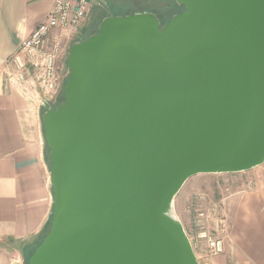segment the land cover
Masks as SVG:
<instances>
[{"label": "water", "instance_id": "1", "mask_svg": "<svg viewBox=\"0 0 264 264\" xmlns=\"http://www.w3.org/2000/svg\"><path fill=\"white\" fill-rule=\"evenodd\" d=\"M71 43L41 116L50 228L26 264H199L173 200L264 162V0H174Z\"/></svg>", "mask_w": 264, "mask_h": 264}, {"label": "crops", "instance_id": "2", "mask_svg": "<svg viewBox=\"0 0 264 264\" xmlns=\"http://www.w3.org/2000/svg\"><path fill=\"white\" fill-rule=\"evenodd\" d=\"M53 2L0 0V264H24L30 256L28 250L38 246L52 216L50 164L41 123L45 108L37 101L44 60L42 56L22 58L25 77H32L30 93L10 84L5 64L46 20ZM54 41L61 43L57 67L73 41L66 42L54 30L45 53ZM27 95L32 99H26ZM242 173L247 174L243 189L224 205L228 232L223 250L206 256L204 264H264V162Z\"/></svg>", "mask_w": 264, "mask_h": 264}, {"label": "rangeland", "instance_id": "3", "mask_svg": "<svg viewBox=\"0 0 264 264\" xmlns=\"http://www.w3.org/2000/svg\"><path fill=\"white\" fill-rule=\"evenodd\" d=\"M98 1L100 3H97ZM97 2L94 3L81 29L80 36L75 41L85 40L90 35L97 33V26L105 15H107L106 17H122L132 14V12L134 14L142 12V10L143 12L150 10L157 14L160 13L161 21H170L174 15L181 11L175 6L173 0H97ZM164 11L166 14L163 15ZM66 54L67 50L62 53L56 67L58 91L50 99L52 108L63 104V89L68 80V72L65 68ZM46 150L48 157L47 146ZM246 175L241 172L193 176L185 182L173 200V215L183 226L192 250L202 264H204V258L209 254V244L223 241L227 236L228 221L224 205L228 197L243 189V181ZM36 246L30 251L28 250V254H30L28 258L34 253Z\"/></svg>", "mask_w": 264, "mask_h": 264}, {"label": "built area", "instance_id": "4", "mask_svg": "<svg viewBox=\"0 0 264 264\" xmlns=\"http://www.w3.org/2000/svg\"><path fill=\"white\" fill-rule=\"evenodd\" d=\"M96 2L97 0H54L46 20L35 28L5 64L10 84L25 87L26 91L30 93L29 78L32 77H25L22 58L27 56L33 59L42 56L44 65L40 69L41 73L38 78L41 90L37 101L43 108L51 107L50 99L58 91L56 61L61 54V43L54 41L50 52L45 53L44 50L49 45V34L56 30L60 38L66 42L78 39L86 18ZM26 99L31 100L32 97L27 95ZM209 247L207 257L216 256L223 250L222 241L211 242ZM196 259L200 264L199 258L196 257Z\"/></svg>", "mask_w": 264, "mask_h": 264}, {"label": "trees", "instance_id": "5", "mask_svg": "<svg viewBox=\"0 0 264 264\" xmlns=\"http://www.w3.org/2000/svg\"><path fill=\"white\" fill-rule=\"evenodd\" d=\"M173 1H174V0H173ZM174 4H175V3H174ZM175 6H176V4H175ZM107 7H108V6H107ZM107 7H106V9H107ZM176 7H177V6H176ZM177 8H178V7H177ZM108 9H109V7H108ZM146 11H149V12L154 13V14L160 19V21H161V18L159 17V14H160V13L157 14V13H155V12H153V11H150V10H146ZM142 12H143V10H142ZM132 14H133V12H132ZM132 14L130 13V14H128V15H132ZM162 14H163V15L166 14V11H164ZM160 15H161V14H160ZM106 16H107V15H105L104 17H106ZM104 17H103L102 19H104ZM162 21H163V22H162ZM162 21H161V25H165L166 23L169 22L168 20H165V21L162 20ZM100 22H101V21H100ZM87 38H88V37H87ZM87 38H86V39H87ZM50 222H51V219H50ZM50 222H49V225H48L47 230L45 231V234H44L43 238H45V236L47 235V233H48V231H49V228H50ZM43 238L41 239V242H42ZM41 242H40V243H41ZM40 243H39V244H40ZM39 244H38V245H39ZM35 249H36V248H35ZM28 259H29V258H28ZM28 259H27V261H28ZM27 261H26V263H27ZM26 263H25V264H26Z\"/></svg>", "mask_w": 264, "mask_h": 264}, {"label": "flooded vegetation", "instance_id": "6", "mask_svg": "<svg viewBox=\"0 0 264 264\" xmlns=\"http://www.w3.org/2000/svg\"><path fill=\"white\" fill-rule=\"evenodd\" d=\"M179 9H181V11L179 12V13H182V12H184V9L183 8H180V7H178Z\"/></svg>", "mask_w": 264, "mask_h": 264}]
</instances>
